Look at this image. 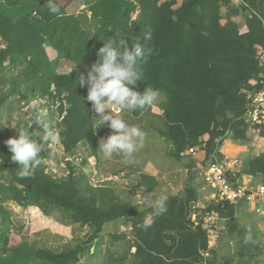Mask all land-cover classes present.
Here are the masks:
<instances>
[{
	"label": "trees",
	"instance_id": "16d2710c",
	"mask_svg": "<svg viewBox=\"0 0 264 264\" xmlns=\"http://www.w3.org/2000/svg\"><path fill=\"white\" fill-rule=\"evenodd\" d=\"M47 2L0 0V37L7 43L0 47V72L20 60L25 62L26 82L21 89L14 78V87L0 96V119L5 104H12L14 97L21 95L18 100L26 105L30 99L38 101L40 93L51 98L61 113L65 110L56 127L66 152L72 153L83 140L95 150L97 133L90 128L96 121L95 113L86 99L88 88L79 85L78 77L87 75L107 40L114 39V47L122 51L120 38L131 48L132 38H142L150 32L153 53L143 64V80L134 90L143 94L149 86L160 91L162 99L158 104L167 122L161 133L174 145L171 155L181 159L185 150L194 154L191 148L200 149L194 142L201 144L208 135L205 163H210L215 161L209 155L221 134L232 131L236 139L247 138L250 124L241 116L251 81L258 80L264 72L259 60V51L264 48V0H247L248 6L243 3L244 10L253 12L243 16L247 26L244 32L232 15L224 18L221 14L222 6L231 4V0H182L180 4L178 0H54L61 11L59 16L50 14ZM78 3L89 4L92 19L87 10L77 11ZM138 4L139 15L134 19ZM241 14L242 10L234 12ZM90 20L95 24H88ZM49 46L57 51L58 59L72 61L77 68L72 73L58 72L57 60L50 59L47 53ZM10 106V110L17 107ZM17 136L16 130L0 128V177L5 173L10 176V183L0 187V235L8 237L10 231L11 214L6 204L11 200L24 207L60 209L70 221L89 231L86 239L63 251L36 247L25 240L11 247L7 241L0 246V264H79L93 248L97 264H121L131 254L134 264H200L203 260L208 249L205 229L188 225L183 215L187 208L184 202L168 198V214L155 218L152 227L145 230L144 213L137 206L118 199L100 206L96 192L82 191L74 168L67 178L57 179L43 163L33 175L21 179L17 175L19 165L11 160L12 153L5 143ZM244 173L264 177V152L246 156L238 175ZM209 203L208 209L222 215L223 207L229 211L235 208L227 202ZM122 220L133 223L136 240L116 233L106 241V225ZM106 242H110L107 247ZM133 246L136 250L132 253Z\"/></svg>",
	"mask_w": 264,
	"mask_h": 264
},
{
	"label": "rangeland",
	"instance_id": "374dc122",
	"mask_svg": "<svg viewBox=\"0 0 264 264\" xmlns=\"http://www.w3.org/2000/svg\"><path fill=\"white\" fill-rule=\"evenodd\" d=\"M181 1L178 0L179 4ZM243 3L247 4V0H231V4L222 6V16L226 18L228 15H232V19L237 18L238 15H234V12L238 9L239 11L242 10L243 13ZM78 5L77 11L87 10L89 19H92V14L88 11L89 4L84 6L78 3ZM139 11L140 4H138V10L133 15L134 19L138 17ZM243 14L246 15V13ZM92 23L95 24L93 20L88 22V24ZM5 45L7 43L0 37V47H5ZM46 48L50 59L57 60V67L60 72L70 71L69 66L61 67L60 59L57 58V51L54 48L50 46ZM24 66L25 62L19 60L15 65L7 66L3 73L0 72V96L7 94L14 87V78H17L19 83L17 87L21 89L26 87V82L23 80ZM253 90L254 86L249 93H252ZM38 96L40 97L38 102L49 110L52 125L57 129L56 126L64 117L65 110L61 113L56 108L57 104L54 105L50 102L49 99L51 98L48 99L40 93ZM21 97V95L16 96L14 97L15 101L11 100L14 101L11 102L12 104L9 102L5 104V109L1 111L0 122L3 123L6 120L8 122L3 128L15 130L11 126L12 122L18 126L27 119V113L21 107L23 101L18 100ZM161 99L162 96L160 95L158 102ZM248 99L247 96L243 115L249 106ZM158 102L144 110H139L138 113L124 110L115 113L122 116L129 124L140 127L146 134L143 148L131 158L114 156L108 160L102 158L100 152L95 153V150H99L100 140L107 138L112 131L108 127H100L96 130L98 142L95 150L87 141L83 140L78 143L72 153H67L60 141L55 146V155H50L47 151L41 153V163L37 167L44 163L45 170L51 172L57 179L67 178L71 169L74 168V174L81 179L82 191L86 193L96 192L97 196L100 197V206L112 199H118L137 206L144 213V217L152 212L153 201L159 195H166L168 198L175 197L179 202H184L185 207L187 206L185 211L183 210V215L188 225L193 229L197 227H201L202 230L205 229L208 249L204 252L200 264H264V210L257 213L252 206L245 202V204H239L233 208V211H229L226 206L223 207L225 215L216 209H208L209 200L203 198L206 194V188L204 191L200 192V190L205 186L201 170L208 164L205 163L207 154L204 143L209 136L206 135L201 144L200 142L198 144V140L194 142V145L200 148L195 149L196 154H190L189 150H185L181 159L174 157L171 155L174 150L173 143L161 133L167 122L164 121L163 108ZM10 105L17 107L10 110ZM33 125L34 128L31 127L30 132L43 131L36 124ZM247 133L249 135L246 139L234 138L232 131L221 134L209 157L218 161L229 156L238 159L242 168V163L247 155L257 156L264 152V128L250 124ZM69 161L71 164L68 163ZM244 177H248V175L244 173L242 178ZM247 181L245 178V182ZM253 181L254 184L263 183L264 177L257 176L253 178ZM9 183L10 176L8 174L5 173L3 177H0V187ZM6 205L9 209L15 208L17 213L21 211L20 207H24L15 200L8 201ZM30 206L29 209L32 210V214L30 215L28 212V231L16 219L15 212L9 210L11 214L10 231L8 237L3 234L0 235V246L8 241L9 246L15 247L25 240L36 247L63 251L86 239L89 228L70 221L64 211L53 207L46 210L41 205ZM167 214L168 205L167 211L162 216ZM3 216L5 217V215ZM184 216L182 217L184 218ZM133 228L134 225L129 220L113 222L106 225L103 236L107 241L113 234L123 233L128 239L136 240ZM211 235H214L215 238ZM109 243L106 242L104 246L107 247ZM121 245L124 244L119 243V246ZM124 248L128 249L125 245ZM130 249L132 253L136 250L134 246ZM93 250L94 248L91 249L90 254L83 256L79 264H97L98 259L92 255ZM133 259L134 256L131 254L121 264H134Z\"/></svg>",
	"mask_w": 264,
	"mask_h": 264
},
{
	"label": "clouds",
	"instance_id": "9594fccd",
	"mask_svg": "<svg viewBox=\"0 0 264 264\" xmlns=\"http://www.w3.org/2000/svg\"><path fill=\"white\" fill-rule=\"evenodd\" d=\"M245 5L247 4L245 3ZM46 7L50 14L61 15L60 8L54 0H48ZM243 13H246L245 16H248L253 12L245 9ZM243 13L241 14L242 16H244ZM141 39H143V43H141ZM132 40V47L129 48L127 41L120 38L119 43L123 49L122 51L114 47V39L107 40L99 48L97 52L99 59L87 70V75L80 74L78 77L79 85L87 86L88 94L86 99L92 104L91 111L96 113L95 117L97 119L90 128L93 132L100 127H108L112 130L107 138L100 140L98 150L102 158L108 160L114 156L131 158L137 151L143 148L146 138L145 132L140 127L129 124L122 116L115 113L120 110L126 112L144 110L157 103L161 95L158 89L149 86L143 94L134 90L137 82L143 80V64L147 63L153 53L152 47L149 46L152 34L150 32L145 33L142 38H132ZM62 61L66 63L64 58L60 59V63ZM260 63L264 64L261 60ZM70 68L68 72H60L58 68V72L72 73L77 68V65L74 64ZM261 74H264V72ZM255 80L251 81L254 89L256 86ZM250 94H247L248 98ZM248 100L250 101V99ZM21 107L22 110L26 111L27 119L22 121L18 126L13 122L11 123V126L18 132L19 137L10 138L5 143L12 153L11 160L19 165L17 175L23 179L34 174L35 168L41 163L42 152L47 151L50 155L56 154L55 146L60 143L61 137L59 131L52 125L49 110L38 101L30 99L26 105H22ZM242 119L246 122L244 115ZM7 122L8 120L0 123V128L5 127ZM33 124H36L38 128H42L43 131L30 132L29 129ZM193 153L196 154L195 149ZM239 166L238 163L235 167V178L242 177V175H238ZM248 176L251 179L253 178L251 175ZM252 182L254 183L253 179ZM167 200L168 197L166 195H159L153 201L152 212L146 215L143 220V228L145 230L152 227L154 217L161 216L167 211ZM245 203L252 206L248 202ZM245 203L242 202L241 204ZM259 206L264 210V202H261ZM254 210L257 213H261L255 208Z\"/></svg>",
	"mask_w": 264,
	"mask_h": 264
},
{
	"label": "built area",
	"instance_id": "2783aa9c",
	"mask_svg": "<svg viewBox=\"0 0 264 264\" xmlns=\"http://www.w3.org/2000/svg\"><path fill=\"white\" fill-rule=\"evenodd\" d=\"M259 58L264 62V48L260 49ZM254 83L256 87L249 95V106L244 118L247 123L264 128V74H261ZM190 151L193 152L194 149L191 148ZM238 163V159L225 156L223 159L208 163L203 167L201 174L205 186L202 187V190L204 191L206 188V194L203 197L209 202L212 199L211 201L227 202L235 207L242 202H248L258 212H262L263 208L259 204L264 202V183L254 184L249 176L235 178V167ZM245 178H247V182H245Z\"/></svg>",
	"mask_w": 264,
	"mask_h": 264
},
{
	"label": "crops",
	"instance_id": "0c3cea01",
	"mask_svg": "<svg viewBox=\"0 0 264 264\" xmlns=\"http://www.w3.org/2000/svg\"><path fill=\"white\" fill-rule=\"evenodd\" d=\"M248 12V11H247ZM233 20H235L236 22H237V24H239V26L241 27V30H243V29H246L247 28V26H246V22H245V20H244V17L242 16V15H239L237 18H235V19H233ZM222 22H223V20H222ZM60 65H65V66H69V67H72V65H74V62H72V61H67L66 60V63H64L63 61L60 63ZM95 115H96V113H95ZM97 119V118H96ZM255 178V177H254ZM253 179V178H252ZM31 206H29V207H20L21 208V211H18V213L17 212H15V208L13 209V207H11V211L13 210V212H15L14 213V215H15V217H16V219L22 224V225H24V227H25V229L28 231L29 230V228H28V212H29V214L31 215L32 214V210H30L29 208H30Z\"/></svg>",
	"mask_w": 264,
	"mask_h": 264
}]
</instances>
